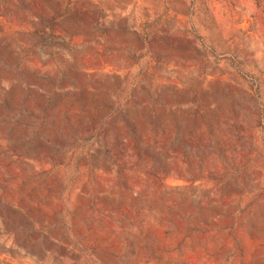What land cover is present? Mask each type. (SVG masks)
Wrapping results in <instances>:
<instances>
[{
    "label": "rangeland",
    "instance_id": "obj_1",
    "mask_svg": "<svg viewBox=\"0 0 264 264\" xmlns=\"http://www.w3.org/2000/svg\"><path fill=\"white\" fill-rule=\"evenodd\" d=\"M0 264H264V0H0Z\"/></svg>",
    "mask_w": 264,
    "mask_h": 264
}]
</instances>
